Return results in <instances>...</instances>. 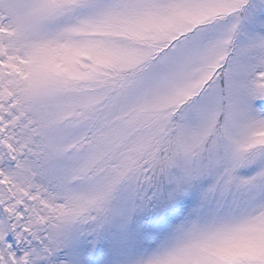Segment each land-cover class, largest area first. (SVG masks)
I'll return each mask as SVG.
<instances>
[{
  "label": "snow or ice",
  "instance_id": "obj_1",
  "mask_svg": "<svg viewBox=\"0 0 264 264\" xmlns=\"http://www.w3.org/2000/svg\"><path fill=\"white\" fill-rule=\"evenodd\" d=\"M0 264H264V0H0Z\"/></svg>",
  "mask_w": 264,
  "mask_h": 264
}]
</instances>
